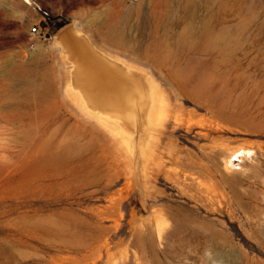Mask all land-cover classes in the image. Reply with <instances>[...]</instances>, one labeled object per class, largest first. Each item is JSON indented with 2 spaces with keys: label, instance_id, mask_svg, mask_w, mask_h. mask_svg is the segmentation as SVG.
Listing matches in <instances>:
<instances>
[{
  "label": "rangeland",
  "instance_id": "rangeland-1",
  "mask_svg": "<svg viewBox=\"0 0 264 264\" xmlns=\"http://www.w3.org/2000/svg\"><path fill=\"white\" fill-rule=\"evenodd\" d=\"M0 264H264V0H0Z\"/></svg>",
  "mask_w": 264,
  "mask_h": 264
},
{
  "label": "bare ground",
  "instance_id": "bare-ground-1",
  "mask_svg": "<svg viewBox=\"0 0 264 264\" xmlns=\"http://www.w3.org/2000/svg\"><path fill=\"white\" fill-rule=\"evenodd\" d=\"M66 45L75 55L78 68L93 69L98 71L102 77L97 85H89L82 78L77 81L82 85L87 100L95 106L106 109L117 110L120 108L125 100L127 88L122 83L119 68L96 56V53L88 46L86 41L68 38Z\"/></svg>",
  "mask_w": 264,
  "mask_h": 264
},
{
  "label": "built area",
  "instance_id": "built-area-1",
  "mask_svg": "<svg viewBox=\"0 0 264 264\" xmlns=\"http://www.w3.org/2000/svg\"><path fill=\"white\" fill-rule=\"evenodd\" d=\"M39 31V27L37 25H33L30 29L31 33H37Z\"/></svg>",
  "mask_w": 264,
  "mask_h": 264
},
{
  "label": "trees",
  "instance_id": "trees-1",
  "mask_svg": "<svg viewBox=\"0 0 264 264\" xmlns=\"http://www.w3.org/2000/svg\"><path fill=\"white\" fill-rule=\"evenodd\" d=\"M50 21H52V19H51L50 17H47V22L49 23ZM61 25H62V22H59V23L56 25V29L59 28Z\"/></svg>",
  "mask_w": 264,
  "mask_h": 264
}]
</instances>
